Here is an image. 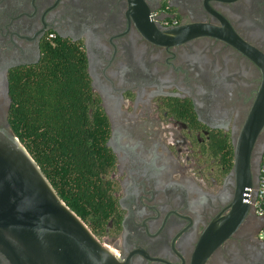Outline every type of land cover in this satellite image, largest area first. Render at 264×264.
Wrapping results in <instances>:
<instances>
[{
	"label": "flooded vegetation",
	"instance_id": "obj_1",
	"mask_svg": "<svg viewBox=\"0 0 264 264\" xmlns=\"http://www.w3.org/2000/svg\"><path fill=\"white\" fill-rule=\"evenodd\" d=\"M57 43L84 55L110 157L113 210L96 238L124 264H193L217 236L204 264H264L246 202L264 125L243 200L234 173L264 86V0H0V127L9 78Z\"/></svg>",
	"mask_w": 264,
	"mask_h": 264
},
{
	"label": "trees",
	"instance_id": "obj_2",
	"mask_svg": "<svg viewBox=\"0 0 264 264\" xmlns=\"http://www.w3.org/2000/svg\"><path fill=\"white\" fill-rule=\"evenodd\" d=\"M7 123L63 203L97 237L113 210L102 119L75 46H46L41 64L9 78Z\"/></svg>",
	"mask_w": 264,
	"mask_h": 264
},
{
	"label": "water",
	"instance_id": "obj_3",
	"mask_svg": "<svg viewBox=\"0 0 264 264\" xmlns=\"http://www.w3.org/2000/svg\"><path fill=\"white\" fill-rule=\"evenodd\" d=\"M263 125L264 86L235 152L242 200L245 188H250L251 148ZM241 207L238 222L249 208L243 202ZM223 238L217 236L208 248H201L193 264H204ZM0 264H124L61 201L8 123L0 127Z\"/></svg>",
	"mask_w": 264,
	"mask_h": 264
},
{
	"label": "built area",
	"instance_id": "obj_4",
	"mask_svg": "<svg viewBox=\"0 0 264 264\" xmlns=\"http://www.w3.org/2000/svg\"><path fill=\"white\" fill-rule=\"evenodd\" d=\"M247 197V203L254 211L255 215L260 218L263 223L260 229L259 238L264 244V151L260 164V177L259 182L254 190H249Z\"/></svg>",
	"mask_w": 264,
	"mask_h": 264
}]
</instances>
